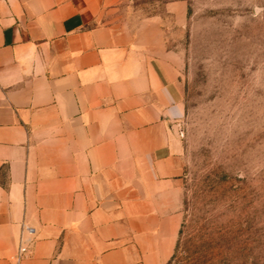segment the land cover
<instances>
[{
    "label": "crops",
    "instance_id": "0c3cea01",
    "mask_svg": "<svg viewBox=\"0 0 264 264\" xmlns=\"http://www.w3.org/2000/svg\"><path fill=\"white\" fill-rule=\"evenodd\" d=\"M126 0H0V264H166L174 56ZM124 7V8H123Z\"/></svg>",
    "mask_w": 264,
    "mask_h": 264
},
{
    "label": "rangeland",
    "instance_id": "374dc122",
    "mask_svg": "<svg viewBox=\"0 0 264 264\" xmlns=\"http://www.w3.org/2000/svg\"><path fill=\"white\" fill-rule=\"evenodd\" d=\"M125 7V8H124ZM173 54L181 144L166 264H264V0H126Z\"/></svg>",
    "mask_w": 264,
    "mask_h": 264
},
{
    "label": "built area",
    "instance_id": "2783aa9c",
    "mask_svg": "<svg viewBox=\"0 0 264 264\" xmlns=\"http://www.w3.org/2000/svg\"><path fill=\"white\" fill-rule=\"evenodd\" d=\"M31 230L28 228L24 229V233L21 234L18 246L15 253L11 257L9 264H27V258L30 254L31 246Z\"/></svg>",
    "mask_w": 264,
    "mask_h": 264
}]
</instances>
